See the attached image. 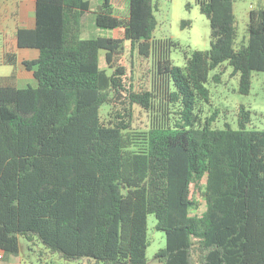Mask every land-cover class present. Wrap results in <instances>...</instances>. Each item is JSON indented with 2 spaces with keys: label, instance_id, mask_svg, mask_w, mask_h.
Wrapping results in <instances>:
<instances>
[{
  "label": "trees",
  "instance_id": "16d2710c",
  "mask_svg": "<svg viewBox=\"0 0 264 264\" xmlns=\"http://www.w3.org/2000/svg\"><path fill=\"white\" fill-rule=\"evenodd\" d=\"M20 1L0 0L5 261L25 237L79 264H264V128L245 106L237 128L214 127L219 111L200 108L224 64L251 93L252 72H264V8L250 9L248 45L236 50L234 0H197L211 47L187 52L181 67L178 42L154 36L155 0H129L127 17L112 0H30L33 28L20 25ZM92 1L97 25L120 36L81 37ZM20 49L39 52L23 61L36 87L18 86ZM150 214L166 246L147 259Z\"/></svg>",
  "mask_w": 264,
  "mask_h": 264
},
{
  "label": "rangeland",
  "instance_id": "374dc122",
  "mask_svg": "<svg viewBox=\"0 0 264 264\" xmlns=\"http://www.w3.org/2000/svg\"><path fill=\"white\" fill-rule=\"evenodd\" d=\"M158 3L154 8V15L157 26L154 31L156 38L174 37L178 42V47L172 52L174 64L183 67L185 65L186 53L193 49H209L211 47L210 21L200 11L197 0H155ZM114 14L120 17L129 15V0H112ZM93 7L83 16L81 37L84 39L97 36H120V29H107L100 27L96 23L95 1ZM22 10L31 7L32 17L35 18V5L33 1L23 0ZM264 8V0H234L235 16V37L234 48L240 50L248 45L249 41V12L251 8ZM183 22H186L183 24ZM187 22H190L189 24ZM28 20L22 23L27 27ZM37 49H20L17 53L19 76L32 74L28 71L23 61L38 57ZM100 89L106 90L110 87V76L112 69L109 68L105 59V50L100 51ZM31 74V75H30ZM219 74L220 82L211 79L208 84L211 98L210 104H202V115L212 116L215 111H219L213 126L224 128L228 125L237 128L238 114L242 106L251 111V119L254 128H264V72L253 71V86L249 95H242L239 92V75H234L232 68L227 64L222 65L212 72ZM33 80H36L33 78ZM109 106L102 108V113L107 114ZM216 111V112H217ZM163 116V114H162ZM176 117V115H175ZM157 219L154 214L148 216L147 236L149 245L146 249V258L152 259L157 251L166 246V234L157 229ZM11 262L4 264H79L77 261H69L61 258L58 253H52L41 243H31L25 237H20V250L15 256H11ZM103 264V263H100Z\"/></svg>",
  "mask_w": 264,
  "mask_h": 264
},
{
  "label": "crops",
  "instance_id": "0c3cea01",
  "mask_svg": "<svg viewBox=\"0 0 264 264\" xmlns=\"http://www.w3.org/2000/svg\"><path fill=\"white\" fill-rule=\"evenodd\" d=\"M22 1L23 0L20 1V25H21V27H23L22 26V23L28 20V22H29L30 25H28L27 27H23V28H33L35 26V18L32 17L31 7L28 6V7L24 8L22 10V6H21L22 5ZM34 5H35V3H34ZM92 7H93V4L91 3V7L90 8H92ZM129 10H130V4H129ZM95 12H96V14L99 12V8L98 7H97V9H96ZM86 13H85V15H86ZM129 13H130V11H129ZM172 38L175 39L174 37H172ZM38 55H39V53H38ZM26 60H29V59H26ZM30 73L32 74V72H30ZM32 77L35 78L33 76V74H32ZM33 78H30L28 76V74H25V75H23L21 77V76H19V72H18V86L20 88H26V87H28L30 85L33 86V87H36L38 85V81H37L36 78H35L36 80H33Z\"/></svg>",
  "mask_w": 264,
  "mask_h": 264
},
{
  "label": "built area",
  "instance_id": "2783aa9c",
  "mask_svg": "<svg viewBox=\"0 0 264 264\" xmlns=\"http://www.w3.org/2000/svg\"><path fill=\"white\" fill-rule=\"evenodd\" d=\"M4 251L0 248V264H4Z\"/></svg>",
  "mask_w": 264,
  "mask_h": 264
}]
</instances>
